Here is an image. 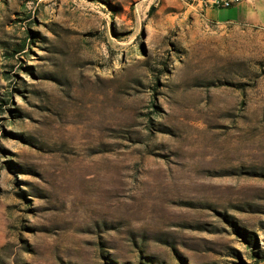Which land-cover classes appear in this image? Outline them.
Returning <instances> with one entry per match:
<instances>
[{"label": "rangeland", "instance_id": "rangeland-1", "mask_svg": "<svg viewBox=\"0 0 264 264\" xmlns=\"http://www.w3.org/2000/svg\"><path fill=\"white\" fill-rule=\"evenodd\" d=\"M205 1L0 0V264H264V23Z\"/></svg>", "mask_w": 264, "mask_h": 264}, {"label": "crops", "instance_id": "crops-1", "mask_svg": "<svg viewBox=\"0 0 264 264\" xmlns=\"http://www.w3.org/2000/svg\"><path fill=\"white\" fill-rule=\"evenodd\" d=\"M239 10L232 16H222V12H218L216 15L214 12H208V15L214 17L216 21H232V22H263L264 23V0H242L235 4ZM230 15L229 12L225 13Z\"/></svg>", "mask_w": 264, "mask_h": 264}, {"label": "built area", "instance_id": "built-area-1", "mask_svg": "<svg viewBox=\"0 0 264 264\" xmlns=\"http://www.w3.org/2000/svg\"><path fill=\"white\" fill-rule=\"evenodd\" d=\"M242 0H206L205 3L215 7H229L239 3Z\"/></svg>", "mask_w": 264, "mask_h": 264}]
</instances>
